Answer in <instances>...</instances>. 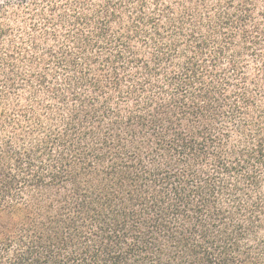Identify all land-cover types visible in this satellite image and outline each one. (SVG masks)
<instances>
[{
    "label": "trees",
    "instance_id": "obj_1",
    "mask_svg": "<svg viewBox=\"0 0 264 264\" xmlns=\"http://www.w3.org/2000/svg\"><path fill=\"white\" fill-rule=\"evenodd\" d=\"M0 264H264V0H0Z\"/></svg>",
    "mask_w": 264,
    "mask_h": 264
}]
</instances>
